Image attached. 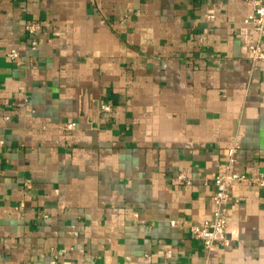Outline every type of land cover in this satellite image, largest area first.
I'll use <instances>...</instances> for the list:
<instances>
[{
	"label": "crops",
	"instance_id": "0c3cea01",
	"mask_svg": "<svg viewBox=\"0 0 264 264\" xmlns=\"http://www.w3.org/2000/svg\"><path fill=\"white\" fill-rule=\"evenodd\" d=\"M252 11L246 0H0V264H264L262 188L231 185L229 244L208 252L191 232L212 216L229 146L235 170L264 172Z\"/></svg>",
	"mask_w": 264,
	"mask_h": 264
},
{
	"label": "built area",
	"instance_id": "2783aa9c",
	"mask_svg": "<svg viewBox=\"0 0 264 264\" xmlns=\"http://www.w3.org/2000/svg\"><path fill=\"white\" fill-rule=\"evenodd\" d=\"M253 11L246 18L245 22L251 24L257 33L258 37L250 45L249 51L252 58L255 60L264 58L263 39H264V0H246ZM207 18L213 20L215 14H207ZM28 29L31 33L35 31V26L30 25ZM10 56L16 58L19 56L17 50H12ZM102 110L108 114L112 111L110 104H103ZM76 122L67 123L66 129H75ZM239 148L238 142H235L228 148V161L219 167L213 174L212 182L215 186L213 195V209L212 216L198 224L191 227L192 234L202 241L206 251L211 252L221 243L229 244L227 235V208L231 201V185L233 183H249L258 188L264 189V172H258L255 175H249L245 172H240L234 169V164L237 160L236 152ZM178 178L181 181H186L191 184V180L183 173H180ZM55 264V261L52 262ZM199 264H206L204 262Z\"/></svg>",
	"mask_w": 264,
	"mask_h": 264
},
{
	"label": "water",
	"instance_id": "95a60500",
	"mask_svg": "<svg viewBox=\"0 0 264 264\" xmlns=\"http://www.w3.org/2000/svg\"><path fill=\"white\" fill-rule=\"evenodd\" d=\"M85 105V110L87 111V115L91 118L93 126H98L99 121V113H100V103L99 101L95 100L92 102V99L90 97H87L86 100H83ZM90 102L93 105V112H90Z\"/></svg>",
	"mask_w": 264,
	"mask_h": 264
}]
</instances>
